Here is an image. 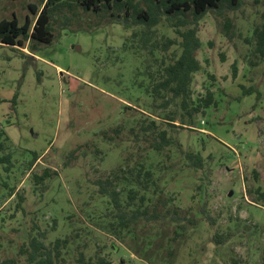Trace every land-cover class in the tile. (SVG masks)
<instances>
[{
    "label": "rangeland",
    "instance_id": "374dc122",
    "mask_svg": "<svg viewBox=\"0 0 264 264\" xmlns=\"http://www.w3.org/2000/svg\"><path fill=\"white\" fill-rule=\"evenodd\" d=\"M40 2L0 0V20L14 14L22 23L32 17L29 4ZM263 15L264 0H243L237 11L225 16L212 12L199 21L196 58L202 68L193 76L192 89L195 96L210 89L216 104L192 127L174 132L131 85L143 61L123 49L130 32L121 26L65 28L33 54L27 46L16 50L0 45V130L8 138L12 164L9 171L0 165V264H29L21 250L30 252L32 239L49 246L67 235L77 238L67 249L65 264H79V251L87 260L99 250L112 264L121 258L125 264H147L96 226L95 217L107 207L88 183L114 169L125 151L145 149L128 129L118 140L113 133L107 139L101 136L116 124L134 125L133 116L139 113L181 145L164 152L166 190L177 195L182 208L197 209L199 200L205 201L207 216L214 221L204 216L180 248L177 264L257 262L264 247V203H254L253 193L257 188L264 192V63L250 67L249 61H256L251 33ZM159 29L174 37L171 30ZM73 150H78L74 161L65 167ZM186 151L201 154V170L186 168ZM33 154L39 159L28 170ZM45 169L56 175L36 185L31 174ZM226 232L233 233L230 240L219 246L211 242L213 234Z\"/></svg>",
    "mask_w": 264,
    "mask_h": 264
},
{
    "label": "trees",
    "instance_id": "16d2710c",
    "mask_svg": "<svg viewBox=\"0 0 264 264\" xmlns=\"http://www.w3.org/2000/svg\"><path fill=\"white\" fill-rule=\"evenodd\" d=\"M242 3L243 0H41L39 6L29 4L32 17L26 16L22 23L14 14L10 19L0 20V45L16 50L27 46L33 54L40 46L50 45L65 28L76 31L92 30L103 24L119 25L124 32H130L124 38L123 49L143 61L142 67L135 70L131 85L147 97L150 110L160 112L161 123L174 132L172 129L192 127L198 116H205L207 110L216 104L210 89L197 96L192 89L193 76L202 68L196 58L201 47L197 37L199 21L212 12L225 16L227 12L237 11ZM159 26L171 30L174 37L160 32ZM251 38V55L256 61H249V65L255 67L264 63V15L261 24L252 30ZM232 70L235 76V65ZM250 92L251 89L244 95ZM16 98L17 95L14 96ZM125 109L131 108L126 106ZM134 117H137L135 121H131L135 124L130 127L126 122L119 123L101 133L103 139L113 133L118 140L128 129L135 142L146 145L142 152L140 147L133 152L125 151L114 169L88 180L95 188L97 199L102 198V204L107 207L95 217V223L99 230L147 264H177L180 248L192 238L206 218L211 223L214 221L207 216L205 201L199 200L197 209L192 205L182 208L177 195L166 190L167 181L164 183L162 173L169 167L165 165L167 156L164 152L168 148L180 150L181 145L172 141L167 130L145 114L139 113ZM119 145L116 142L115 146ZM8 149V138L0 130V165L5 171L12 166L10 154L6 153ZM76 151L68 154L65 167L74 161L71 158ZM38 159L39 156L33 154L28 170ZM184 160L186 168L195 172L204 166L199 152H184ZM53 175L56 172L45 169L40 175L32 173L31 179L39 185ZM197 191L196 195H199V186ZM253 193L254 203H264V192L257 188ZM194 199L192 195L191 201ZM232 237L231 232L215 233L211 242L219 246ZM76 238V235H67L49 246L32 239L30 252L23 249L21 253L27 255L29 264H65L64 256ZM202 247L200 252L204 249ZM75 261L79 264H112L101 256L100 250L87 260L79 251ZM1 264L14 262L6 260ZM119 264H125L122 258ZM253 264H264V247L260 250L259 260Z\"/></svg>",
    "mask_w": 264,
    "mask_h": 264
}]
</instances>
